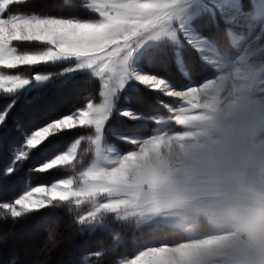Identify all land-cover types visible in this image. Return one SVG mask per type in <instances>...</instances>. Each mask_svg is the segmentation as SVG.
Here are the masks:
<instances>
[{"label":"snow or ice","instance_id":"1","mask_svg":"<svg viewBox=\"0 0 264 264\" xmlns=\"http://www.w3.org/2000/svg\"><path fill=\"white\" fill-rule=\"evenodd\" d=\"M20 2L0 0V68L67 63L59 75L98 77L102 101H89L84 108L54 116L23 133L6 175H12L55 138L77 128L94 129L95 135L88 140L95 147V156L78 170L83 165V155L78 160L83 136L49 156L30 171L48 173L70 166L74 174L48 185L26 184L10 202H0V221L8 222L10 216L12 223H18L43 209L64 210L75 215L82 234L107 231L121 244L123 236L112 225L131 228L132 249L127 258L112 264H229L253 245L264 255V194L251 207L221 206L218 220L226 225L221 231L196 234L195 225L185 220L193 212L190 201L196 194L218 190V182L198 168V161L213 153L212 141L229 127L231 107L240 99L237 87L247 90L257 110L264 113V73L257 71L264 68V3L245 11L240 0H60L62 8L79 4L93 18L7 14L10 6ZM205 17L218 31L222 29L228 41L215 57L211 53L218 46L199 30ZM14 42L47 47L21 52ZM181 48L195 52L205 62L211 57L223 74L177 88L164 76L138 67L142 58L151 60L156 54ZM52 78L51 74H35L29 79L0 72V91L8 99L0 109V127L7 126L21 97L46 92ZM138 86L171 98L175 106L164 101L159 104L182 130L148 137L121 135L131 147L120 152L109 148L113 154H106L101 145L106 122L120 95ZM118 114L144 119L131 109ZM7 235H0V243ZM244 235L246 241L241 239ZM155 236L163 240L157 243L151 239ZM98 243L103 245V241ZM106 254L96 251L91 255L102 258ZM10 264H17V258Z\"/></svg>","mask_w":264,"mask_h":264},{"label":"rangeland","instance_id":"2","mask_svg":"<svg viewBox=\"0 0 264 264\" xmlns=\"http://www.w3.org/2000/svg\"><path fill=\"white\" fill-rule=\"evenodd\" d=\"M34 1L21 0L18 4L23 5L24 3H28L32 5L33 3H37V5H46L48 7L51 5V2H47V0ZM58 1V10L61 12H54L52 15L70 17L65 15L67 14L65 8H62L60 6V0ZM240 3L243 10L250 11L253 8H259L264 3V0H240ZM68 9L76 13L74 15L75 17L81 19L93 18V13L84 9L79 4L74 8ZM23 12L25 13L12 12L11 14H31L29 10ZM199 30L210 39L213 45L218 46L217 51L211 53V57H215L220 52V49L228 46V41L222 29L218 31L206 17L199 22ZM240 30L243 31V29ZM256 34H259L258 28ZM14 46L21 52L40 51L47 47L46 45L38 43L21 42H14ZM211 57L205 62L195 52L183 48L179 50L173 49L166 53L156 54L151 60L147 57L142 58L138 62V67L145 71L164 76L169 79L174 87L183 88L223 74L220 68L212 63ZM57 65L59 66L55 67L56 70L54 72L58 74L62 71L63 67L68 66L67 63ZM40 66L52 67L53 65L23 66L11 70L0 68V72L4 74H20L22 77L29 79H32L35 74H51L53 76L56 74L51 70L36 71V68ZM74 76L76 78L86 76L87 79L93 81L94 88H91L90 91L88 87L82 99L77 97V92L82 89L77 85V82H74V84V80L69 82L70 78L67 74L63 77L59 76L61 79L59 78L56 81L57 85L69 83L67 87H61L58 90L56 89L57 85L54 84L55 89L49 88V90L43 93L31 92L27 96L21 97L17 106L10 113L7 126L0 127V132L6 134L0 138V202H10L20 194L22 187L26 184L30 186L48 185L56 180L73 175L74 173H72L70 166L54 169L48 173H38L30 171V169L35 168L56 152L64 150L66 146L81 136L84 139L81 141L80 148L78 149V160L83 155V165L78 166V170H82V167H86L94 159L95 147L88 140V136L95 135L94 129L87 127L77 128L55 138L51 143L42 147L38 152H35L12 175L5 174V170L11 162L13 152L21 143L25 131L42 125L54 116L84 108L89 101L93 103L102 101V97L99 95L101 82L98 77H91L86 73H77ZM55 77L57 78L58 76ZM93 94L94 97H91ZM6 96L7 94L0 91V98L5 99L3 101L0 100V109L8 103ZM160 101L175 106L171 98L151 93L143 89L142 86L126 89L120 95L110 120L106 122L105 132L101 138L102 149L105 150L106 154H113L107 151L109 148H114L117 152H120L126 151L131 147L126 141L120 139L121 135L148 137L150 135L160 134L163 131H168L170 134L181 131L180 126L175 125L174 121L169 120L170 113L165 107L159 104ZM67 105L69 107L65 108ZM122 109H131L143 116L144 119L133 120L122 117L118 114ZM21 178L24 179L25 183L23 186H20V192L14 197L10 195V197H13L11 200L2 198V190L5 185L14 179V182L11 183L12 187L10 190L15 191L19 186ZM51 210L43 209L38 213L27 214L19 220V222L30 223L33 219H37L36 222L32 221L30 224L34 225L33 228L26 227L22 230L20 228H18L19 230H10L0 225V235L8 234L7 239L0 243V264H10V260L13 257L17 258V264H78V259L81 257L94 258L95 260L91 264H112L113 260L127 258V252L133 247L134 234L131 228L125 229L120 227L119 224L112 225V229L119 231L123 236L124 243L121 244L120 241L114 242L107 231L98 230L94 233L82 234L81 227L75 221V215L69 214L64 210H56L54 215L51 214L48 220H44L43 215L51 213ZM83 210H85L84 206H82L81 211ZM63 214L66 216V220H63ZM61 232L63 234L66 233V237L60 239L59 234H62ZM49 236H52L55 244L49 239ZM143 238L148 239L149 237ZM151 239L159 243L163 240V237L155 236L151 237ZM99 241H103V245L98 243ZM96 251H106L107 254L102 258L90 256Z\"/></svg>","mask_w":264,"mask_h":264},{"label":"clouds","instance_id":"3","mask_svg":"<svg viewBox=\"0 0 264 264\" xmlns=\"http://www.w3.org/2000/svg\"><path fill=\"white\" fill-rule=\"evenodd\" d=\"M264 73V68H258ZM239 103L231 107L229 127L212 141V154L200 158L198 168L218 182V190L203 191L190 201L193 212L186 217L194 233L221 231V206L251 207L264 194V113L257 110L254 97L237 87ZM247 240V236H241ZM229 264H264L258 246L236 255Z\"/></svg>","mask_w":264,"mask_h":264},{"label":"trees","instance_id":"4","mask_svg":"<svg viewBox=\"0 0 264 264\" xmlns=\"http://www.w3.org/2000/svg\"><path fill=\"white\" fill-rule=\"evenodd\" d=\"M32 1H34V0H32ZM47 2H51L50 7H48L46 5L40 6V4L37 5V3H33L32 5H30L28 3H24V4L22 3L23 5H21V4H14V5L10 6V8L8 10H6V11H7V13L11 14L12 12L25 13L23 11L29 10V12H31V13L35 12L36 14H40V15H43V14L52 15V13H54V12H61V11L58 10V8H59V3H58L59 1L58 0H47ZM33 6H35V7H33ZM14 8H16V9L13 10ZM65 11L67 13V14H65L66 16H74L76 14L74 11H71L68 8H65ZM56 66H59V65H55V66H52V67H50V66H40V67H37L36 68V71L39 70V71L42 72V71L51 70L52 72H54L56 70L55 69ZM48 67H50V68L48 69ZM54 73H56L54 76H58V77L57 78L56 77L54 78V76L52 75L53 78H52V80L50 82H48L47 90H49V88L55 89V85H57L56 81H58V79L60 78L59 77L60 75L57 72H54ZM70 81H73V84H74V82H77V85H79L80 89L82 88L81 90H79L77 92V95H78L77 97L79 99H82V97L84 96V93L86 92V90H87L88 87L90 88V91H91V88H94L93 81L87 79L86 76H82L81 78H76L75 76H73L72 78L69 79V82ZM68 84L69 83H63V84H60V85L58 84L56 86V89L59 90L61 87H67ZM34 92H36V91H34ZM91 97H94V94L91 95ZM0 100L3 101L5 99H1L0 98ZM6 101H8V100H6ZM76 102H74V103H76ZM68 107H69L68 105L65 106V108H68ZM5 135L6 134L4 132H0V138L4 137ZM13 182H14V179L11 180L10 182H8L5 185V187L2 190V195H1L2 198L4 197V199L11 200L14 196H16L20 192L19 191L20 186H23V184L25 183L24 182V179L21 178V181L19 183L18 188L15 191H11L10 190L11 187H12L11 186V183H13ZM22 189H23V187H22ZM10 195L13 196V197H10ZM54 212H56V210H51V213H48L46 215H43L44 220H48V218L51 216V214L54 215ZM65 217L66 216H64V214H63V216H62L63 220H66ZM36 220L37 219H33L32 221L33 222H36ZM32 221L30 223L29 222H23V221L18 222V223H12L11 222V218H8V222L0 221V225L2 227H4V228H8L10 230H13V229L14 230H19L18 228H20V230H22V229H25L26 227L33 228L34 225H30L32 223ZM59 237H60V239L66 237V233L65 234H63V233L62 234H59ZM51 240H52L53 244H55L54 241H53L52 236H51ZM84 256H86V255H84ZM90 256H92V255H90ZM83 258H85V257H81V258L78 259V261H79L78 264H91L95 260L94 258L92 259L90 257H87V259H83Z\"/></svg>","mask_w":264,"mask_h":264},{"label":"bare ground","instance_id":"5","mask_svg":"<svg viewBox=\"0 0 264 264\" xmlns=\"http://www.w3.org/2000/svg\"><path fill=\"white\" fill-rule=\"evenodd\" d=\"M49 264V263H48Z\"/></svg>","mask_w":264,"mask_h":264}]
</instances>
